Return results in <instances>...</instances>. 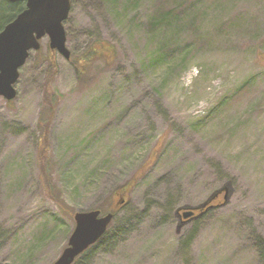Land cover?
<instances>
[{
  "label": "rangeland",
  "instance_id": "1",
  "mask_svg": "<svg viewBox=\"0 0 264 264\" xmlns=\"http://www.w3.org/2000/svg\"><path fill=\"white\" fill-rule=\"evenodd\" d=\"M70 2V59L43 39L17 97H0V264H55L75 214L96 210L114 220L74 264H264V0ZM7 5L0 21L17 14ZM103 42L111 58H85ZM227 186L180 227L179 209Z\"/></svg>",
  "mask_w": 264,
  "mask_h": 264
},
{
  "label": "water",
  "instance_id": "2",
  "mask_svg": "<svg viewBox=\"0 0 264 264\" xmlns=\"http://www.w3.org/2000/svg\"><path fill=\"white\" fill-rule=\"evenodd\" d=\"M9 3L26 2V9L0 31V97L12 101L17 97L16 84L20 69L26 64L33 51H39L41 40L48 38L50 48L67 60L70 52L64 23L70 11V0H6ZM225 192V202L231 191L227 186L215 192L207 202L198 207H185L178 210L180 227L201 218L213 209L210 206ZM124 202V201H123ZM196 212H200L196 215ZM114 215H102L101 211L76 213L75 228L68 242V248L55 264H74L76 259L90 247L98 243L107 233Z\"/></svg>",
  "mask_w": 264,
  "mask_h": 264
},
{
  "label": "trees",
  "instance_id": "3",
  "mask_svg": "<svg viewBox=\"0 0 264 264\" xmlns=\"http://www.w3.org/2000/svg\"><path fill=\"white\" fill-rule=\"evenodd\" d=\"M7 6L11 7L12 11L14 10L17 12L15 16L13 14L9 15L8 13V18L3 17L4 20L2 19L1 21L7 22L6 24L8 25L16 18V16H18L23 11L24 4L17 3L13 6L11 5H7ZM4 26L2 28H4ZM105 45L107 46V43L105 42L100 43V45H97L96 47H94L89 54L85 55V58H87V56L89 55L94 56V57H101L105 59L111 58L113 56L112 55L113 49L111 47L106 48ZM85 58L83 62H77L74 64L79 78H82V76L86 74L88 66H89V63L88 61H86ZM57 74H58V71L54 70V67H52L50 69L48 83L46 85L45 92H44L43 111L41 113V116L38 122L39 126L42 128V131L40 133V138H38V150H39L38 161L40 164V177H41V181L43 185L45 186L46 190H48V192L52 191L53 189L51 186V177H50V172H51L50 169L52 168L53 164L50 160V152H49L50 147L48 144V129H49V124L51 123V120L53 118V115H54L53 113H54L56 102H57L56 92L51 90V85L54 82V79ZM124 193L125 194L123 195H126V192ZM110 213L114 214L115 211L112 210V212Z\"/></svg>",
  "mask_w": 264,
  "mask_h": 264
},
{
  "label": "flooded vegetation",
  "instance_id": "4",
  "mask_svg": "<svg viewBox=\"0 0 264 264\" xmlns=\"http://www.w3.org/2000/svg\"><path fill=\"white\" fill-rule=\"evenodd\" d=\"M21 3H23L24 4V9H23V11L26 9V3L25 2H21ZM22 11V12H23Z\"/></svg>",
  "mask_w": 264,
  "mask_h": 264
}]
</instances>
